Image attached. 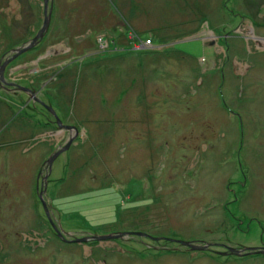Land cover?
I'll use <instances>...</instances> for the list:
<instances>
[{"label":"rangeland","instance_id":"1","mask_svg":"<svg viewBox=\"0 0 264 264\" xmlns=\"http://www.w3.org/2000/svg\"><path fill=\"white\" fill-rule=\"evenodd\" d=\"M43 19V0H0V55ZM11 65L79 131L44 194L55 229L130 235L57 239L37 180L69 134L0 94V264H264L227 256L264 247V0H53Z\"/></svg>","mask_w":264,"mask_h":264},{"label":"water","instance_id":"2","mask_svg":"<svg viewBox=\"0 0 264 264\" xmlns=\"http://www.w3.org/2000/svg\"><path fill=\"white\" fill-rule=\"evenodd\" d=\"M43 5H44V19H43V25L42 28L40 29L39 33L37 34V36L27 45H25L24 47L17 49L14 51L15 55L14 57L7 61L1 68H0V82L3 81V76H4V71L5 68L8 66L9 63H11L13 60L17 59L19 56L33 50L34 48L37 47V45L39 44L40 41H42L46 34L49 31V27H50V23H51V19H52V12H53V0H43ZM24 91L29 92L26 89H21ZM50 114H52L55 118L56 121V125L59 129L61 130H65L71 133V136L67 142V144L58 149V151L45 163V165L47 166V170L49 171L48 175L43 179L42 181V190L40 191L39 186H37V191L39 192L38 194V198L39 201L42 204V207L44 209V212L46 214V217L48 218V220L50 222H52L51 218H50V209L47 205V203L44 200V194H46L47 190V182L48 178L50 177V174L52 172V166L54 164V162L56 161V159L62 155L63 153H65L66 151H68L72 144L74 143L75 139L78 137L79 135V131L76 128H73L71 126H67V125H63L61 120L58 118V116L56 115L55 111L53 110L52 107L49 106H45L44 107ZM54 226V225H53ZM54 230L57 233L58 237L63 240L64 242H67L68 240H66V238L64 237L65 234L69 235L68 233L63 232L61 229H55L54 226ZM65 233V234H64ZM130 234L128 233H124V234H115V235H108V236H102V237H98V236H94V237H84V238H75L73 239V242L76 244H88L90 242H106V241H112V240H118V239H123L126 236H129ZM138 235L141 238H150L146 235L143 234H135ZM155 240V239H152ZM70 243V242H69ZM176 243H179L181 246H185V247H189L191 251H206L208 249V246L205 247H198V246H194L191 243H187V242H183V241H176ZM231 255L237 256V257H244L247 255H264V249H252V248H243L241 250H235V249H229L228 250Z\"/></svg>","mask_w":264,"mask_h":264},{"label":"flooded vegetation","instance_id":"3","mask_svg":"<svg viewBox=\"0 0 264 264\" xmlns=\"http://www.w3.org/2000/svg\"><path fill=\"white\" fill-rule=\"evenodd\" d=\"M43 25V24H42ZM42 28V27H41ZM40 31V30H39ZM39 31H37V32H35V34L33 35V28L30 26V28H29V30L27 31V34L29 35V40H27V41H25V42H23L22 44H20V45H15V46H13V47H7L8 49H6V51L3 53V54H1L0 55V68L7 62V61H9V60H11L13 57H14V55H15V53H14V51L15 50H17V49H20V48H22V47H24L25 45H27L28 43H30L36 36H37V34L39 33ZM46 37V36H45ZM256 37H248L247 39L250 41V40H252V41H255L254 39H255ZM45 39V38H44ZM43 39V40H44ZM43 40L42 41H40L39 42V44L37 45V47H39L40 45H41V43L43 42ZM1 42H2V40L0 41V44H1ZM3 44V43H2ZM4 45V44H3ZM1 47H3V46H1L0 45V48ZM5 47L6 46H4V49H5ZM36 47V48H37ZM36 48H34L33 50H35ZM33 50H31V51H33ZM31 51H29V52H27V53H25V54H23V55H21V56H19L17 59H15V60H13L11 63H9L8 64V66L5 68V71H4V76H3V81H1L0 82V94H2V95H4L5 96V98H8V99H12L13 101H15L16 100V97L19 95V93H21V95L23 94V95H25L26 97H27V99H29L30 101H29V103H31V104H33V107L34 108H36V107H39L42 111H44L45 113L44 114H42V116L43 117H45V119H46V121H47V126L49 125V126H53V127H57V125H56V121H55V118H54V116L52 115V114H50L44 107L46 106V104L44 103V101H42V99H41V97L39 96V94H37V92H36V90H35V88L34 87H28V86H22V85H20L17 81H19V80H13L12 78H10L9 76H7L6 74H7V71L11 68V64L14 62V61H16V60H18V59H20L21 57H23L24 55H27V54H29V53H31ZM26 89V90H28L29 92H27V91H24V90H21V89ZM20 100L22 101V97H20ZM50 106V105H49ZM62 133H67V134H69V138H70V136H71V133L70 132H68V131H65V130H61V129H59L58 127H57V130H56V132H55V134H56V136H59L60 134H62ZM44 179V178H43ZM40 180H41V178H39L38 180H37V186H39V188H40V191L42 190V188H41V186H42V183H41V185H39V182H40ZM41 182H42V180H41ZM45 182H47V187H46V190L48 189V182H49V179H48V181H45ZM37 190V189H36ZM48 191V190H47ZM46 194H47V192H46ZM52 208V207H51ZM49 223H50V226H51V228H53L54 229V227H53V224H54V221L52 220V222H50L49 221ZM59 229H60V227H59ZM55 231V230H54ZM56 233V232H55ZM65 234V233H64ZM56 235H57V233H56ZM73 237H74V235L72 236V234H70V236H68V235H66L65 234V238L67 239V238H69V239H73ZM57 239H59L60 241H62L63 243H65V244H70L69 243V240L67 241V242H64L63 240H61L59 237H58V235H57ZM91 243V242H90ZM89 244V243H88ZM203 244V243H202ZM205 245H203V247H205V246H208V249L206 250V251H201L203 254H206V253H212V247H213V245H211V244H206V243H204ZM85 245V244H84ZM242 249H243V247H242ZM252 249H264V247H257V248H252ZM228 251V250H227ZM195 253H197V252H200V251H194ZM228 253V254H227ZM226 254H227V256L228 255H231V253L228 251ZM226 256V255H225ZM232 256V255H231ZM249 256H263L264 257V255H247V256H244V257H242V258H246V257H249Z\"/></svg>","mask_w":264,"mask_h":264},{"label":"bare ground","instance_id":"4","mask_svg":"<svg viewBox=\"0 0 264 264\" xmlns=\"http://www.w3.org/2000/svg\"><path fill=\"white\" fill-rule=\"evenodd\" d=\"M132 192V195L134 196V197H140L141 195V191H142V187H141V185L139 184V183H136V184H133L129 189H128V192ZM68 216H67V222L68 223H78V222H76L75 220V218H73L74 217V215L73 214H67ZM120 215V213H118L117 214V216H119ZM79 219V218H78ZM87 220V219H86ZM78 221H80L79 223H82V222H85V221H82L81 219H79ZM78 225V224H77Z\"/></svg>","mask_w":264,"mask_h":264},{"label":"built area","instance_id":"5","mask_svg":"<svg viewBox=\"0 0 264 264\" xmlns=\"http://www.w3.org/2000/svg\"><path fill=\"white\" fill-rule=\"evenodd\" d=\"M148 45H151V42L148 41Z\"/></svg>","mask_w":264,"mask_h":264}]
</instances>
